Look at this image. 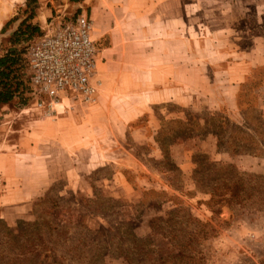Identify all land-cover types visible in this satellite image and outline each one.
Returning <instances> with one entry per match:
<instances>
[{
    "label": "rangeland",
    "instance_id": "374dc122",
    "mask_svg": "<svg viewBox=\"0 0 264 264\" xmlns=\"http://www.w3.org/2000/svg\"><path fill=\"white\" fill-rule=\"evenodd\" d=\"M186 1L193 4L192 17L188 19L192 18L193 27L198 28L200 69L208 76L209 84L202 86L200 82L193 104L155 105L120 135L118 155L138 158L135 165L107 164L88 169L75 176L73 182L61 174L32 201L31 217L19 219L12 226L0 218V264L79 263V253L68 252L65 236L59 243L52 242L49 221L56 222L61 230L67 227L68 238L86 233L84 229L77 230L75 223L92 227L94 234L90 238L105 243L97 247L91 242L82 255L83 264H129L117 249L122 246L128 252L133 248L129 234L140 243H148L144 259L129 251L131 264H160L162 258L184 250V238L191 233L196 238L194 243L186 247L181 258L171 260L172 264H264V203L217 206L200 191L209 185V164H231L239 172L264 177V153L235 155L219 150L216 138L206 132L188 131L176 139L172 135L176 129H171L174 126H168L164 132L171 134L162 137L168 143L165 154L157 141L162 127H166L164 123L172 120L201 119L203 124L204 118L220 114L232 125L248 131L258 119L264 125V64L252 65L235 99L228 74L242 60L264 57V0ZM25 16L22 12L17 17L23 20ZM7 30L0 35V55L8 48L25 47V53L28 44L13 46L14 32ZM205 60L208 67L202 64ZM27 71L23 67L25 75ZM70 99L64 98L54 106V116L64 113L63 107L69 106ZM224 99L235 102L236 107H219ZM34 101L26 102L24 97L2 107L0 135L33 120L51 118L45 115L46 110L35 109ZM136 128L142 131L140 142L131 134ZM127 224L128 230H115ZM174 230L179 247L166 237ZM33 250L40 253L32 254Z\"/></svg>",
    "mask_w": 264,
    "mask_h": 264
},
{
    "label": "crops",
    "instance_id": "0c3cea01",
    "mask_svg": "<svg viewBox=\"0 0 264 264\" xmlns=\"http://www.w3.org/2000/svg\"><path fill=\"white\" fill-rule=\"evenodd\" d=\"M26 9L33 10L36 39L58 16L91 20L99 87L93 102L70 97L64 113L0 135V218L10 226L31 217L32 201L61 174L73 182L88 169L135 165L138 158L118 155L120 135L155 105L193 104L200 82L209 84L200 69L198 28L188 19L193 4L186 0H0V35ZM21 22L17 18L7 31ZM253 59L228 71L234 99L252 65L264 64V57ZM235 104L224 99L218 106L233 110ZM131 134L142 139L138 128Z\"/></svg>",
    "mask_w": 264,
    "mask_h": 264
},
{
    "label": "trees",
    "instance_id": "16d2710c",
    "mask_svg": "<svg viewBox=\"0 0 264 264\" xmlns=\"http://www.w3.org/2000/svg\"><path fill=\"white\" fill-rule=\"evenodd\" d=\"M25 18L20 23L18 29L14 31V45L20 47L21 44H28V47L25 51L24 48H8L0 55V110L4 106H10L13 102L18 101L22 98L27 102L29 99L35 100L36 93L33 83L31 82V71L29 62L27 60L26 54L30 46L37 40L35 34L38 32L37 28L30 21L33 16V10H24ZM18 17L9 21L3 31L7 30V27L11 25ZM3 32V33H4ZM23 67L27 68L26 75L23 73ZM244 118L246 121L248 116L245 114ZM201 119H188V121L183 120H172L164 123L166 127L163 126L161 131L157 136V141L159 143L162 152L166 153V146L168 143L166 139L162 138L163 135H169L171 133L164 132L165 129L168 130V126H174L171 129H176L173 136L175 135L176 139H179L181 135L185 134L188 131L194 132L197 131L200 134L206 132V134H211L217 140V147L219 150L229 151L232 154H249L254 156H259L264 153V131L262 130L264 125L263 122L258 119L254 128H249L250 131L246 130L244 127L238 125H232V123L225 117L220 114H214L210 118H204L203 124H200ZM170 129V130H171ZM197 172V171H196ZM207 172L210 176L209 185L206 189L200 190L202 193L210 196V202L214 205L221 206L227 205L229 207H243L248 204H253L256 202L264 203V177L259 175H252L239 172L234 165L231 164H222V165H212L209 164ZM199 174V172H198ZM202 175V174H201ZM196 183L201 184L200 180H196ZM199 190V187L197 188ZM201 189V188H200ZM45 200H48L46 197ZM93 201H90V203ZM194 221V219H191ZM169 222V219L168 221ZM71 223V221H70ZM49 231L51 232L52 242L59 243L58 240L65 236V243L68 244L69 253L78 252V258L81 260L79 263L83 264L82 255L85 254V249L89 247L92 242L95 246L105 245V243H97L96 238H90L93 236L91 228L85 226L84 224L75 223V228L77 230H86V233H82L83 237H70L68 238L66 230L67 227H64L65 230H61L62 227L56 222H48ZM129 225H122L116 227L115 230H128ZM37 228V227H36ZM38 232V231H36ZM39 233V232H38ZM168 234L167 232H164ZM65 234V235H64ZM177 231L174 230L168 234L169 239L172 241L174 246L179 247L181 245L177 244ZM133 239L134 246L128 252L121 248H117L120 251V254L124 259H128V263L131 264V259L129 260V253L132 251L135 252V255L141 256L144 259L147 256L146 247L148 243H140L138 239L132 234H129ZM116 238V236H114ZM113 238V236H112ZM62 239V238H61ZM117 239V238H116ZM115 242L118 244V240ZM185 243L182 246L184 250L176 255H170L166 258L161 259L160 264H172L171 260H178L185 253L186 247H190L193 243L195 235L193 233L187 234L184 238ZM181 242V240H180ZM82 245L81 249L79 246ZM37 249V248H36ZM130 251V252H129ZM39 250H33L32 254H39ZM97 253V252H96ZM90 259V258H89ZM77 263V264H79ZM76 264V263H73Z\"/></svg>",
    "mask_w": 264,
    "mask_h": 264
},
{
    "label": "built area",
    "instance_id": "2783aa9c",
    "mask_svg": "<svg viewBox=\"0 0 264 264\" xmlns=\"http://www.w3.org/2000/svg\"><path fill=\"white\" fill-rule=\"evenodd\" d=\"M91 31L92 22L86 15L73 21L58 16L28 49L26 57L36 89L33 107L46 110V116L53 117L54 106L64 98L85 103L95 100L98 49Z\"/></svg>",
    "mask_w": 264,
    "mask_h": 264
}]
</instances>
